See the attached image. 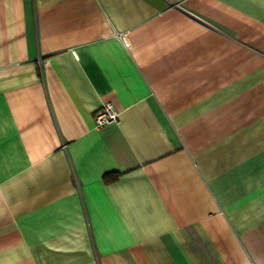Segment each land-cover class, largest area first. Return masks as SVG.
<instances>
[{
	"label": "crops",
	"instance_id": "crops-1",
	"mask_svg": "<svg viewBox=\"0 0 264 264\" xmlns=\"http://www.w3.org/2000/svg\"><path fill=\"white\" fill-rule=\"evenodd\" d=\"M0 264H264V0H0Z\"/></svg>",
	"mask_w": 264,
	"mask_h": 264
},
{
	"label": "built area",
	"instance_id": "built-area-1",
	"mask_svg": "<svg viewBox=\"0 0 264 264\" xmlns=\"http://www.w3.org/2000/svg\"><path fill=\"white\" fill-rule=\"evenodd\" d=\"M122 40L125 41V35L121 36ZM119 118V112L115 108L112 102H106L97 111L94 122L95 126L99 127L104 124H110L116 122ZM65 146V145H64Z\"/></svg>",
	"mask_w": 264,
	"mask_h": 264
}]
</instances>
